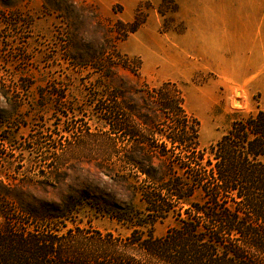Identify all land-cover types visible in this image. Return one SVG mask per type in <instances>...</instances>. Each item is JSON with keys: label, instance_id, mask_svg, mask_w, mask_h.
Segmentation results:
<instances>
[{"label": "rangeland", "instance_id": "rangeland-1", "mask_svg": "<svg viewBox=\"0 0 264 264\" xmlns=\"http://www.w3.org/2000/svg\"><path fill=\"white\" fill-rule=\"evenodd\" d=\"M123 62H140L139 76ZM120 80L176 84L209 147L264 109V0H0V180L56 203L97 187L143 210L119 182V133L101 113L104 105L119 118ZM38 146H63L49 155L60 157L59 181ZM74 220L130 234L87 205ZM172 223H157L155 235Z\"/></svg>", "mask_w": 264, "mask_h": 264}, {"label": "trees", "instance_id": "trees-1", "mask_svg": "<svg viewBox=\"0 0 264 264\" xmlns=\"http://www.w3.org/2000/svg\"><path fill=\"white\" fill-rule=\"evenodd\" d=\"M128 63L121 67L139 76L141 63ZM101 108L103 122L119 133V182L144 209L131 202L118 207L97 187L73 190L56 203L24 183L0 180V264H264V109L235 119L218 141L201 147L200 122L171 82L127 88L120 80L119 118ZM61 147L37 148L55 182L62 164L49 157ZM85 205L130 234L77 226L75 215ZM169 219L172 225L156 236L154 226Z\"/></svg>", "mask_w": 264, "mask_h": 264}]
</instances>
